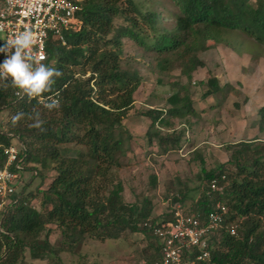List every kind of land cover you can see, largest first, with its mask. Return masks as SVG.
I'll list each match as a JSON object with an SVG mask.
<instances>
[{
  "label": "trees",
  "instance_id": "trees-1",
  "mask_svg": "<svg viewBox=\"0 0 264 264\" xmlns=\"http://www.w3.org/2000/svg\"><path fill=\"white\" fill-rule=\"evenodd\" d=\"M158 3L169 4V26L162 23L164 10H156ZM79 4L80 28L63 32L65 44L46 43L45 64L62 72L52 91L46 92H57L59 108H42L23 89V95L16 96L21 88L10 80H0V167L5 160L3 149L15 140L23 170H36V166H26L36 163L41 170L54 173L43 190L25 192L22 186L14 191L0 211V264H16L25 249L31 259L43 260L69 250L84 236L116 239L125 230L144 234L153 248V254L144 260L157 262L161 252L152 228L160 220L150 218L149 198L124 202L120 183L111 176L112 169L121 166L119 156L125 152V139L130 138L121 119L132 105L140 81L136 71L119 66L121 39L153 51L152 61L160 71L174 64L186 77L203 65L198 51L217 44L236 50L224 38L232 30L264 46V0H152L147 8L135 0H81ZM136 16L152 31L149 43L136 27ZM118 17L122 22L115 24ZM86 68L89 75L79 78ZM200 84L206 87L203 97L221 89L215 76ZM167 100L169 117L192 112L188 97L181 103L183 99L175 92ZM35 111L44 121L40 128L32 126ZM160 111L147 108L141 114L150 118V130L163 151L176 149L178 135L159 136L154 130L162 122ZM17 113L23 116L13 122ZM257 114V127L264 131V104ZM68 145L82 148L69 150ZM226 149L227 159L207 170L197 155L201 191L187 212L203 220L219 204L225 213L220 226L208 234V259L194 264H264V140L237 141ZM211 179L220 189L206 193ZM177 191L171 202L185 197V191ZM35 199L37 208L32 204ZM171 216L172 211L161 220ZM51 224L59 229L61 238V245L54 249L48 240ZM232 224H236L234 235L229 233Z\"/></svg>",
  "mask_w": 264,
  "mask_h": 264
},
{
  "label": "rangeland",
  "instance_id": "rangeland-1",
  "mask_svg": "<svg viewBox=\"0 0 264 264\" xmlns=\"http://www.w3.org/2000/svg\"><path fill=\"white\" fill-rule=\"evenodd\" d=\"M123 1L120 0V3ZM135 1L143 2L146 8L148 2H152ZM155 8L164 10L161 20L169 26V4L163 6L158 3ZM136 17V27H140V35H147L146 41L149 43L152 31L139 16ZM121 22V17L115 18V24ZM224 38L233 43L236 50L217 44L198 51L197 56L203 65L197 67L189 77L179 74L174 64L160 71L152 61L155 58L153 51L145 50L128 38L121 39L119 66L123 70L136 71L140 81L133 92L132 105L121 119L130 138L125 139L122 133L125 152L119 156L121 166L112 169L111 176L119 181L124 202L139 203L144 196L149 198L152 219L166 218L176 206L183 212L191 208L201 191V166L197 155L202 158V166L207 170L227 159V144L253 138L264 140V131L257 127V111L264 104V46L238 30H232ZM88 75L89 69L86 68L79 78ZM211 76L217 78L221 89L203 97L201 94L206 87L200 82ZM175 92L183 99L181 103L187 97L191 100L189 110L192 112L182 117H169L167 98ZM147 108L161 110L159 118L162 122L155 125L157 128L154 130L159 136L178 135L176 149L163 151L159 146L149 127L150 118L141 114ZM1 114L4 117L5 111ZM147 132L152 138H148ZM12 143L19 145L15 140ZM68 148L82 147L68 145ZM66 154H70V151H66ZM26 166H36V170H20L15 191L22 186L25 192L45 189L54 175L53 171L41 170L36 163ZM177 190L185 191V197L171 202L170 198ZM37 199L32 201L36 208L39 207ZM50 228L48 240L53 249L58 248L61 245L60 231L53 224ZM42 235L43 232L40 237ZM149 242L144 234L128 230L116 239L98 240L84 236L80 243L71 245L69 250H62L56 256L51 254L43 260L31 259L25 249L23 257L16 264H145L144 258L153 254Z\"/></svg>",
  "mask_w": 264,
  "mask_h": 264
},
{
  "label": "built area",
  "instance_id": "built-area-1",
  "mask_svg": "<svg viewBox=\"0 0 264 264\" xmlns=\"http://www.w3.org/2000/svg\"><path fill=\"white\" fill-rule=\"evenodd\" d=\"M80 1L0 0V46L7 40L14 39L17 34L30 30L36 39L31 55L45 64L46 43L55 41L65 44L63 32L69 29L76 31L80 28L77 16L81 8ZM14 51L13 47L12 52ZM5 59L6 53L0 52V63ZM14 94L21 96L23 90L18 89ZM32 98L39 106L46 108L45 103H50L52 99L58 101V94L45 92ZM18 153L17 145H9L3 149L5 160L0 167V211L4 209L9 196L15 191L18 173L22 170ZM218 189L220 187L216 180L211 179L206 193ZM224 213V208L216 204V209L208 212L205 218L200 220L195 215L181 211L178 206L174 207L171 219L160 220L152 228V233L159 243L160 259L145 264H194L195 261L208 259L209 251L206 249L208 234L220 226ZM235 230L236 224L230 225L231 235L235 234ZM193 251L196 253L190 258Z\"/></svg>",
  "mask_w": 264,
  "mask_h": 264
},
{
  "label": "clouds",
  "instance_id": "clouds-1",
  "mask_svg": "<svg viewBox=\"0 0 264 264\" xmlns=\"http://www.w3.org/2000/svg\"><path fill=\"white\" fill-rule=\"evenodd\" d=\"M35 42L34 34L30 30H25L0 46V52L6 53V59L0 63V80L8 81L10 79L13 86L23 89L29 97L52 91L56 78L62 75V72L55 67L41 63L31 55V49ZM13 47L14 52H12ZM6 87L7 85H5ZM44 106L52 110L59 108V102L52 99ZM35 113L37 118L32 126L40 128L44 121L39 119L38 111ZM22 116L23 113H17L12 117L13 122L19 121Z\"/></svg>",
  "mask_w": 264,
  "mask_h": 264
}]
</instances>
